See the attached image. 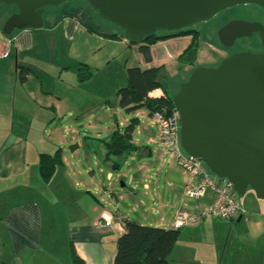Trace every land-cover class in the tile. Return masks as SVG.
<instances>
[{
  "label": "crops",
  "instance_id": "crops-1",
  "mask_svg": "<svg viewBox=\"0 0 264 264\" xmlns=\"http://www.w3.org/2000/svg\"><path fill=\"white\" fill-rule=\"evenodd\" d=\"M9 16H0V264H74L72 254L78 264H113L124 221L169 230L177 211L195 215L211 204V191L196 201L184 197L189 180L159 145L152 116L120 109L122 87L115 91L116 107L107 108L102 85L90 82L99 73L95 58L103 42L136 48L142 70L165 66L160 46L149 47L151 62L145 63L139 45L105 39L89 20L45 11L41 29L4 36ZM20 68L27 70L23 80ZM125 68L124 86L132 67ZM82 69L90 75L80 81ZM148 96L159 98L162 91ZM133 119L134 151L107 160L104 143ZM57 149L61 165L45 184L39 156ZM240 204L244 213L221 234L207 227L208 217L178 229L169 264H264V202L250 196ZM102 213L111 216L109 226Z\"/></svg>",
  "mask_w": 264,
  "mask_h": 264
},
{
  "label": "water",
  "instance_id": "water-1",
  "mask_svg": "<svg viewBox=\"0 0 264 264\" xmlns=\"http://www.w3.org/2000/svg\"><path fill=\"white\" fill-rule=\"evenodd\" d=\"M71 0H0L16 13L1 33L38 30L47 7ZM97 16L119 27L126 41L139 42L157 30L176 31L205 23L227 9L253 4L264 11V0H82ZM256 34L261 52L234 53L216 67L199 66L172 97L177 113L179 143L192 160L200 161L242 197L250 189L264 202V27L230 21L217 31L221 46Z\"/></svg>",
  "mask_w": 264,
  "mask_h": 264
},
{
  "label": "trees",
  "instance_id": "trees-1",
  "mask_svg": "<svg viewBox=\"0 0 264 264\" xmlns=\"http://www.w3.org/2000/svg\"><path fill=\"white\" fill-rule=\"evenodd\" d=\"M59 16L80 18L74 12H65ZM86 28L88 31L93 32L91 28ZM157 31L143 36L139 42L127 41V43L129 45H139L138 52L142 56L143 61L150 63L149 47L151 45L173 37L189 36L191 37L190 43L177 57V60L183 65H192L194 63L199 38V33L196 30L185 27L176 31L160 30L162 31L160 33ZM171 33L173 35H170ZM102 37L110 40H116L118 37L124 39L122 32L119 35L102 34ZM21 73H27V70L20 68V80H23L24 77ZM89 75L90 73H87L86 76L79 74V80L83 81ZM164 80L162 66L144 70L137 67L128 68L126 70V84L124 87L118 89L116 93L118 107L127 113L144 109L149 115L155 112L163 113L167 110H172L173 95L170 96L162 87V81ZM156 89L162 90V96L150 98L148 94ZM135 125L136 120L133 119L121 131L117 128L112 131L109 140L104 143L105 158L107 160L130 154L134 151L131 138ZM60 165L61 156L59 149L52 155L41 154L38 160V170L41 180L46 184L56 167ZM123 227L124 233L116 240L113 264H169L167 257L176 243L179 234L178 230L141 226L129 221H124ZM72 261L74 264H78L79 262L73 254Z\"/></svg>",
  "mask_w": 264,
  "mask_h": 264
},
{
  "label": "rangeland",
  "instance_id": "rangeland-1",
  "mask_svg": "<svg viewBox=\"0 0 264 264\" xmlns=\"http://www.w3.org/2000/svg\"><path fill=\"white\" fill-rule=\"evenodd\" d=\"M65 12H74L78 14L81 19L86 21L89 20L92 29L99 33L121 34L122 32L119 27L102 20L82 0L67 1L57 7H48L45 10V13H53V16H59ZM6 13L10 15L14 14L16 13V9L11 5H0V16L2 17ZM229 17H250L252 19H258L264 23V11L256 5L248 4L246 6H236L227 9V11L223 13L220 12L218 16H214L205 23H196L188 26L199 33L196 57L192 65H183L177 60V57L189 45L191 37H173L163 41L166 42L175 40L169 43L167 47L165 45V48H162V46L158 48L159 54L163 57L165 62V66H162V74L165 78V80L162 81V87L169 93L170 96L177 94L179 85L185 82L188 79L190 73L199 66L213 68L216 67L223 59L235 52L261 51L257 36L245 39L243 41H237L236 44L230 48H225L219 44L216 35L217 29L222 26L225 23V20ZM157 32L160 33L162 31L158 30ZM170 35H173V33ZM99 47V50H97V57L95 58V60L99 61L97 66L99 73L96 74L90 82L96 86L102 85V93L107 97V102L104 103H106L107 108L111 106L112 109H114V107H116L115 91L116 89L124 86L123 78L125 76V67L136 68L137 65L141 66V62H137L136 48L134 49L135 51L133 53V51H130L127 46H123L122 44L120 45L118 42L111 44L103 42ZM86 49L88 54L92 53L90 52L92 51V46L90 44L86 46ZM167 55H169V57H167ZM81 73L82 75L86 76L89 71L86 73V71H83L82 69ZM116 114L126 117V114L122 111H119ZM77 127L79 128V126ZM113 159L118 161V158ZM202 169L211 174V172L203 163ZM250 196H254V193L248 189L242 197H239V202H243L244 204V201ZM207 221H209L207 227L212 229V232H216V234L223 233V230H226V224H228V222L219 221L210 217H208ZM207 236L211 237L212 235L209 234Z\"/></svg>",
  "mask_w": 264,
  "mask_h": 264
},
{
  "label": "built area",
  "instance_id": "built-area-1",
  "mask_svg": "<svg viewBox=\"0 0 264 264\" xmlns=\"http://www.w3.org/2000/svg\"><path fill=\"white\" fill-rule=\"evenodd\" d=\"M151 46H161L157 42ZM158 128V143L168 155L172 156L178 168L189 180L184 187V197L193 201L202 198L207 191L214 194L209 206L198 214H190L186 211H177L174 215L172 228L175 230L191 227L199 220L212 217L219 221L229 222L244 213L239 202V197L231 190L230 184L224 179H218L202 169L200 161L192 160L180 147L179 143V117L177 113H171L165 117V112H155L152 115ZM104 226L112 223V218L106 213L100 215Z\"/></svg>",
  "mask_w": 264,
  "mask_h": 264
},
{
  "label": "flooded vegetation",
  "instance_id": "flooded-vegetation-1",
  "mask_svg": "<svg viewBox=\"0 0 264 264\" xmlns=\"http://www.w3.org/2000/svg\"><path fill=\"white\" fill-rule=\"evenodd\" d=\"M251 5V4H250ZM244 6H246V5H244ZM225 11H227V10H225ZM225 11H223V12H225ZM222 12V13H223ZM219 15V14H218ZM218 15H216V16H218ZM215 16V17H216ZM230 21H244V22H249V23H259V24H261L263 27H264V23L262 22V21H260V20H258V19H252V18H243V17H229V18H227L226 20H225V23L222 25V26H220L218 29H217V31L221 28V27H223V26H225L227 23H229ZM216 35H217V32H216ZM254 36H257L256 34H252L250 37H247V38H240V39H236L235 41H234V44L231 46V47H233L235 44H236V42L237 41H243V40H245V39H249V38H252V37H254ZM226 48V47H225ZM230 48V47H229ZM240 52H243V51H240ZM249 52H251V51H249ZM261 52V51H260ZM260 52H253L252 51V53H260ZM235 53H238V52H235ZM234 54V53H233Z\"/></svg>",
  "mask_w": 264,
  "mask_h": 264
}]
</instances>
